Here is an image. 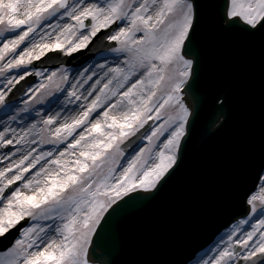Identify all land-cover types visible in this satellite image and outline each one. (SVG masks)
Returning a JSON list of instances; mask_svg holds the SVG:
<instances>
[{
  "label": "snow or ice",
  "instance_id": "obj_1",
  "mask_svg": "<svg viewBox=\"0 0 264 264\" xmlns=\"http://www.w3.org/2000/svg\"><path fill=\"white\" fill-rule=\"evenodd\" d=\"M57 18L68 22L45 23ZM98 34L115 42L110 53L123 60L97 80L87 96L77 94L92 79L87 70L71 84L67 98L83 100L82 111L63 117L61 112L49 114L42 127H37L38 121L19 133L10 127L0 131V145H27V137L37 129L41 144L46 135L53 145L61 146L36 155V148H29L0 156L8 161L19 154V159L0 167V238L5 241L0 264H93L89 258L93 237L129 202L157 195L181 168L201 116L197 92L202 69L213 52L225 45L260 56L258 147L242 161L254 177L242 194V215L260 218L253 215L255 224L239 236L248 220H238L223 234L226 239L209 249L211 257L193 256L181 264H264V0H0V36L11 37L0 40V60L11 54L0 73L31 65L50 51L71 55L87 48ZM26 40L32 43L16 55ZM29 74L25 70L7 84L14 86ZM35 75L42 80L28 89L33 94L59 89L69 81L67 68L46 78L40 70ZM101 83L103 87L93 92ZM8 91L0 88V103H5ZM226 102L222 92L214 97L210 128L223 127ZM153 119L157 123L142 137L147 143L138 151L133 149L134 155L125 162V147L133 143L130 137ZM129 264L168 262L132 260Z\"/></svg>",
  "mask_w": 264,
  "mask_h": 264
},
{
  "label": "water",
  "instance_id": "obj_2",
  "mask_svg": "<svg viewBox=\"0 0 264 264\" xmlns=\"http://www.w3.org/2000/svg\"><path fill=\"white\" fill-rule=\"evenodd\" d=\"M260 79L258 52L229 45L213 52L202 69L197 92L201 116L181 168L157 195L129 202L98 232L91 248L98 254L92 251L95 258L102 264L132 260L181 264L245 211L242 194L254 177L244 170L242 161L258 147ZM218 92L227 96V102L223 127L217 130L208 126V118Z\"/></svg>",
  "mask_w": 264,
  "mask_h": 264
},
{
  "label": "bare ground",
  "instance_id": "obj_3",
  "mask_svg": "<svg viewBox=\"0 0 264 264\" xmlns=\"http://www.w3.org/2000/svg\"><path fill=\"white\" fill-rule=\"evenodd\" d=\"M67 22H68L67 18H64L62 20L60 18H57L55 20L48 19L45 21V23H47L49 25H55L57 23L62 24V23H67ZM21 28L23 29V26H21ZM14 34L18 35L19 30H17ZM41 35H42V33H41ZM8 38H11V37L6 35V37L4 39H8ZM53 39H54V36H53ZM31 43H32L31 40H26L25 42H23L20 46H18L15 54L19 55V52L23 51L24 47L30 46ZM10 58H11V54L5 56L4 60H0V66H2L4 63H6ZM120 63H121V61L117 57L112 58V57L106 55V56L99 58L97 61H93V62L90 61L87 64H84L80 69L69 70V81L64 83V86L61 87L60 90H58L56 98L51 100L49 104L42 105L39 109L36 110V112H34V111L31 112L29 109H26V113L23 112V114L18 116L17 118H14L12 115L9 116L10 113L4 114L2 112L0 114V131H3L5 127H10L12 129L16 130L17 133H19L23 129L28 128L30 125H32L38 121H43V119H45L49 114L55 115L57 112H61L62 117L75 115L79 111H82V108L80 107V105H83L84 101L83 100H76L75 98H67V97H68V91L71 88V84L76 83V81L78 79H80V73L87 70V76L92 77L91 80H89L87 83H84L83 88H80L78 90V93H77L79 95L82 92L85 96H87L88 90L91 89V86L93 84H95L97 80H102L104 74L106 72H108V70L110 68H113ZM102 65H106L105 67H103V70H101V68H100V66H102ZM9 70H11V72L8 75L7 79L22 76L21 74L15 75V73L17 72L16 70H13V69H9ZM45 71H47V70H44L43 72H45ZM93 73H95V76H93ZM50 74L51 73L45 74L44 77L46 78ZM39 78L40 79L38 81V85L40 84V82L42 80L41 76ZM84 79H87V77H85ZM104 82H106V81H104ZM81 83H83V80H81ZM4 87L5 86H3L2 88H4ZM100 87H103V83L99 84L96 89H93V92H97ZM32 96H33V94L32 95L30 94V96H28L24 100V104L29 102V100H31V98H33ZM106 102L107 101H105V103ZM97 111L99 112L100 110L98 109ZM38 117H40V118H38ZM33 118H36L37 121L35 122ZM92 118L93 119L95 118V114L93 115ZM84 127H86V125L81 126L80 129H77V133L79 131L83 130ZM36 130L37 129H34L32 134L29 137H27V140H28L27 145H25L24 143L12 144L13 147L10 151L16 152L17 149H20L21 153H23V152H26V150H28L29 148H36V153H34V155H36L40 151H53V150L61 147L60 145H53L47 139V137L45 139V143L41 144L39 142V138H38ZM6 136L9 139H14V136L12 134L6 133ZM70 140H71V138H69V142H70ZM33 141H35V143H33ZM63 146H67V144L64 143ZM10 151H8V152H10ZM8 152L0 153V156H5L8 154ZM13 159H19V154L12 156V157H9L8 161L0 160V167L5 166L6 163L11 162ZM221 235H222L221 237L219 236L220 239L224 237L223 234H221Z\"/></svg>",
  "mask_w": 264,
  "mask_h": 264
},
{
  "label": "rangeland",
  "instance_id": "obj_4",
  "mask_svg": "<svg viewBox=\"0 0 264 264\" xmlns=\"http://www.w3.org/2000/svg\"><path fill=\"white\" fill-rule=\"evenodd\" d=\"M6 37V35H2V36H0V40H3L4 38ZM46 55H47V53H46ZM110 56V57H112V58H114V57H117L118 58V54L117 53H110V50H108V51H106V52H100L99 54H97L96 55V57L95 58H93L92 60L93 61H97L99 58H101V57H103V56ZM42 58V57H41ZM121 62H122V60H123V56H119V58H118ZM91 60V61H92ZM34 61V60H33ZM92 61V62H93ZM121 64V63H120ZM63 68H67L68 70H71V69H76V67H68V66H66V65H61V66H59V67H57V68H50V67H47V68H36V69H34V68H30V65H22L20 68H16V69H13V70H16L17 72L15 73V75H18V74H21V75H23V71H28L30 74H34L35 75V71L36 70H40V71H44V70H47V71H45V72H43L44 73V76H45V74H48V73H51V72H53V71H57L58 69H63ZM10 72H11V70H7V71H5L4 73H0V88H2L3 86H5L4 87V89H5V91H8V88L9 87H11V90H12V88L16 85V83L14 84V86H9L8 84H7V81L9 80V79H7V77H8V75L10 74ZM36 76V82L33 84V85H31L29 88H35V87H37L38 86V81H39V77L40 76H37V75H35ZM26 77V76H25ZM24 77V78H25ZM136 78H139V75L137 74V76H136ZM11 79H13V78H11ZM59 79V75L57 76V80ZM20 80H18V82H19ZM41 83V82H40ZM64 86V84L61 86V87H63ZM60 87V88H61ZM112 87H115V84H113L112 85ZM28 88V89H29ZM60 88L59 89H57V88H55V87H52V88H50V89H47V90H44V89H41V91L40 92H36L35 94H33V93H29L28 92V89H27V91L23 94V96L20 98V100L18 101V102H16V103H8V104H5V103H0V114L3 112L4 114L5 113H10L9 114V116L10 115H12L14 118H17L18 116H20V115H22L23 114V112L24 113H26V109H29L31 112L32 111H34V112H36V110L37 109H39L42 105H44V104H49L50 103V101L51 100H53V99H55L56 98V96H57V92H58V90H60ZM11 91H8V94L10 93ZM43 93V96H42V98L41 99H37V97H39V96H41V94ZM30 94L32 95L33 94V98H31V100H29V102H27L26 104H24V100L28 97V96H30ZM6 98V97H5ZM38 118H40V117H38ZM34 119V121L36 122L37 121V119L36 118H33ZM39 122H41L40 124H38V128L39 127H42L43 125H42V121H39ZM37 131V130H36ZM150 133V132H149ZM77 133H74L73 135H76ZM46 135H45V137H44V139H46ZM38 138H39V136H38ZM71 138V137H70ZM47 139L49 140V138L47 137ZM50 141V140H49ZM145 143H147V141L146 140H141V142H140V145H139V147H143V145L145 144ZM4 146H8L6 149H4V150H1L0 149V153H5V152H8V151H10L11 149H12V145H0V147H4ZM139 147L135 150V151H138L139 150ZM131 155H134V151L131 153V154H129V155H125V158H124V160L126 161L128 158H130L131 157ZM253 215H256V219H259L260 217H259V215L258 214H250V215H248L247 217H245V218H247V220H248V224H246V225H241V229H242V232L241 233H239L238 234V236L239 235H242L244 232H247V231H250L251 230V227H252V225H254L255 224V219H253L252 218V216ZM242 219H244V218H242ZM240 220V219H239ZM237 222V221H236ZM235 222V223H236ZM235 223H233L228 229H226L222 234H224L226 231H230L231 230V227L235 224ZM222 235H220V237H221ZM220 237L219 238H217V240H216V243L219 241V239H220ZM224 239H226V236H224L223 237ZM255 239V238H254ZM215 243V244H216ZM215 244L214 245H211V246H209L208 248H206L205 250H203L202 252H200L199 253V255L197 256V258L196 259H199L200 257H204V258H208V257H211L212 255H213V252H211V251H209V249H212V248H215ZM205 253H207V256H205Z\"/></svg>",
  "mask_w": 264,
  "mask_h": 264
}]
</instances>
